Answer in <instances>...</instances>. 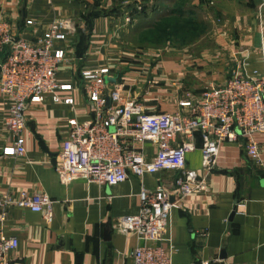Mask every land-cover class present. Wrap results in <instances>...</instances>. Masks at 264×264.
I'll return each mask as SVG.
<instances>
[{
  "label": "crops",
  "instance_id": "1",
  "mask_svg": "<svg viewBox=\"0 0 264 264\" xmlns=\"http://www.w3.org/2000/svg\"><path fill=\"white\" fill-rule=\"evenodd\" d=\"M119 1L0 0V15L16 37L34 39L58 17L76 24V32L60 42L66 58L56 75L58 85L71 87L55 90L58 101L46 96L29 104L23 156L1 153L12 138L5 123L9 99L0 93V198L41 192L53 200L49 223L40 212L9 209L4 233L18 239L14 264H132L130 253L138 240L118 231L119 219L139 211L142 186L169 189L178 175L169 170L141 177L129 173L127 180L115 185L84 179L60 182L54 165L69 131L68 120L90 116L80 71L109 66L144 111L157 114L174 111L183 91L196 93L209 84L222 85L244 56L248 71L264 70V0H210L211 11L218 15L216 45L189 57L154 53L147 59H156L149 62L135 61L134 51L122 48L117 38L122 24L116 9ZM6 55L7 48L0 49V63ZM67 97L73 104L63 102ZM254 138L261 165L247 155L243 138L224 141L207 177V189L171 206L163 246L173 247L174 263L264 264V133ZM194 143L195 148L185 154L186 168L201 173L198 134ZM143 151L151 160L155 146L146 142Z\"/></svg>",
  "mask_w": 264,
  "mask_h": 264
},
{
  "label": "built area",
  "instance_id": "2",
  "mask_svg": "<svg viewBox=\"0 0 264 264\" xmlns=\"http://www.w3.org/2000/svg\"><path fill=\"white\" fill-rule=\"evenodd\" d=\"M26 24L32 21L26 20ZM75 32L72 20L58 17L41 35L24 39L14 36L0 15V49L7 48L0 63V93L9 99L5 123L12 138L2 155L25 154V110L29 104L39 103L46 96L58 101L55 90L70 89V84L58 85L56 75L66 58V48L60 42ZM247 59L244 56L237 63L222 85L209 84L196 93L183 91L174 111L157 114L146 113L109 66L80 71L90 116L82 121L75 117L68 120L69 131L54 165L60 182L84 179L115 185L127 180L129 173L141 177L161 170L178 171L169 189L142 186L139 211L121 217L116 225L118 231L133 234L138 240L130 253L132 264H176L172 261L173 247L163 246L169 210L186 196L207 189V177L216 165L221 143L243 138L247 155L261 165L254 135L264 133V70L248 71ZM107 77L114 80L107 81ZM63 102L73 104V99L67 97ZM197 134L201 140V173L186 168L185 162V154L195 148ZM146 142L155 146L151 160L143 151ZM171 194L175 195L172 203ZM52 204L53 200L41 192L0 198V264H14L12 253L18 246L16 237L4 233L9 209L40 212L49 223ZM202 234L206 236L207 231Z\"/></svg>",
  "mask_w": 264,
  "mask_h": 264
},
{
  "label": "rangeland",
  "instance_id": "3",
  "mask_svg": "<svg viewBox=\"0 0 264 264\" xmlns=\"http://www.w3.org/2000/svg\"><path fill=\"white\" fill-rule=\"evenodd\" d=\"M209 1L120 0L116 9L122 24L117 38L122 48L134 51L137 62L156 59H147L154 53L196 55L216 45L218 15Z\"/></svg>",
  "mask_w": 264,
  "mask_h": 264
},
{
  "label": "water",
  "instance_id": "4",
  "mask_svg": "<svg viewBox=\"0 0 264 264\" xmlns=\"http://www.w3.org/2000/svg\"><path fill=\"white\" fill-rule=\"evenodd\" d=\"M106 80H107V81H110V80L112 81V80H114V79H113V78H108V77H107ZM174 201H175V195H174V194L169 195V202L172 203V202H174ZM232 214H233V212L231 213V215H232Z\"/></svg>",
  "mask_w": 264,
  "mask_h": 264
},
{
  "label": "trees",
  "instance_id": "5",
  "mask_svg": "<svg viewBox=\"0 0 264 264\" xmlns=\"http://www.w3.org/2000/svg\"><path fill=\"white\" fill-rule=\"evenodd\" d=\"M173 13H175V12H172L171 14H173Z\"/></svg>",
  "mask_w": 264,
  "mask_h": 264
}]
</instances>
